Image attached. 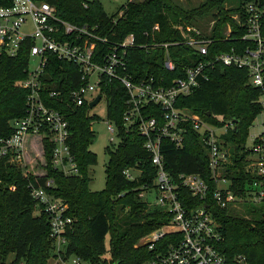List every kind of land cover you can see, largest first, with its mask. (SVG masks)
<instances>
[{"label":"trees","instance_id":"16d2710c","mask_svg":"<svg viewBox=\"0 0 264 264\" xmlns=\"http://www.w3.org/2000/svg\"><path fill=\"white\" fill-rule=\"evenodd\" d=\"M47 1L56 6L62 18L72 23L98 25V33L108 36L111 41H121L126 35L135 33L139 43L148 45L154 41H181L182 34L176 28L178 24L190 23L204 14L212 13L215 22L210 37L213 41L209 54L204 57L186 44H170L168 51L176 67L169 69L164 61V47L151 50L142 47L130 51L128 71L135 81L147 79L150 75L157 80L164 76L166 85L171 84L174 78L184 76L185 68L200 59L214 58L232 48L239 52L248 47L256 48V43L242 39L247 28L232 15L239 14L245 20L247 3L255 1L264 5V0H237L234 7H227L226 3L231 0H204L198 6L186 9L173 0H143L128 1L110 15L100 0ZM10 3L11 0H0V5ZM121 11L123 14L119 16ZM156 23H159L160 29L154 31L152 28ZM228 24L231 27L229 36L226 35ZM261 33L264 38V19ZM29 51V45L25 44L15 57L4 56L2 59L0 138L13 132L12 119L26 115L29 92L16 82L27 77ZM96 51L104 54L108 51V45L98 41ZM208 74V78L201 79L190 94L180 97L178 105L189 108L206 122L219 127L233 122V126L223 135L224 144L230 147L234 159L228 170L232 175L242 176V167L250 152L246 147L250 127L264 110L260 101L264 87L251 83L247 67L226 66L217 62L208 70ZM42 82L46 104L61 110L69 121V143L79 174L65 175L51 165L53 144L47 139L45 156L48 173L44 177H25L21 168L0 157V264H49L50 259L55 257L49 217L33 198L28 186L29 181L45 184L48 178L53 180V186L47 187V190L68 205L67 215L73 218L66 232L68 243L63 258L78 255L88 264H145L156 256L159 247L149 249L139 242L167 221L170 214L163 208L148 204L141 195L154 185L156 168L144 147L146 138L139 134L136 125L128 128L124 125L127 90L116 79L104 77L101 83V91L107 94L108 118L116 123L119 130V144L107 146L106 186L102 190H91L88 168L97 161L96 153L90 149L94 139V117L89 114L90 106L87 103L78 106L69 97L70 91L80 85L78 66L53 55ZM53 89L62 92L52 97L50 92ZM149 111L158 117L162 113L158 106H152ZM184 126L185 139L181 147L168 139L162 142L165 166L175 175L180 172H201L210 183V191L205 199H199L181 188L183 206L188 211L202 205L209 206L223 236L217 243L219 250L228 260L243 254L247 256L248 264H264V218H247L215 203L212 198L215 184L210 178L209 157L201 135L190 120ZM129 167L140 170L134 179H129L124 173ZM234 181V191L242 192L245 180L238 178ZM12 186L15 188L12 189ZM171 236L166 235L158 246H168ZM106 253L110 254V258L102 257ZM11 254L14 257L8 261Z\"/></svg>","mask_w":264,"mask_h":264},{"label":"built area","instance_id":"2783aa9c","mask_svg":"<svg viewBox=\"0 0 264 264\" xmlns=\"http://www.w3.org/2000/svg\"><path fill=\"white\" fill-rule=\"evenodd\" d=\"M245 10V20L239 14L234 15V18L247 28L242 39L256 43V48L248 47L242 52L232 48L214 58L200 59L185 68L184 76L176 77L171 84L166 85L164 76L157 80L154 75H150L147 79L135 81L128 71L130 51L142 47L147 50L164 47L165 65L174 69L176 64L168 51L170 44H186L197 54L203 57L208 55L213 41L210 33L214 21L205 32L193 25L178 24L176 28L182 34L181 41H154L148 45L139 43L135 33L126 35L121 41H111L108 36L98 33V25H80L62 18L56 6L47 0H11L8 5H0V65L4 56L15 57L22 46L28 44L30 47L27 77L16 82L29 92L26 115L11 120L13 132L0 138V157L21 168L25 177H44L48 173L45 156L47 139L53 144L51 165L65 175L79 174L69 143V121L61 110L46 104L42 95V76L47 72L53 55L76 64L80 72V85L70 91L69 97L78 106L85 103L89 105L98 94L107 97L101 91L103 78L116 79L128 92L123 113L124 125L126 128L136 125L139 134L146 138L144 147L156 168L154 185L141 195L148 204L163 208L170 214L167 221L141 238L140 242L149 249L159 247L156 256L145 264H248L247 256L243 254L236 255L230 261L219 250L217 243L223 236L219 231L220 224L209 206L202 205L190 211L183 206L181 188L199 199L207 197L210 183L204 174L180 172L175 175L167 170L162 153L164 139L177 147L183 145L186 131L184 123L190 120L207 150L210 178L215 184L212 193L215 203L247 218H264V131L252 135V145L248 147L250 152L242 167L243 175H232L228 166L234 162L233 154L230 147L224 144L223 135L233 126V122L219 127L206 122L200 114L189 108L178 105L180 97L190 94L201 79L208 78V70L217 62L226 66L247 67L251 83L264 87V38L261 33L264 5L252 1L245 5ZM122 14L123 11L119 16ZM27 25L29 28H26ZM159 29V23L152 28L154 31ZM230 32L229 26L226 35L229 36ZM98 41L108 45L106 53L99 54L96 51ZM61 92L53 89L50 96L56 97ZM260 101L264 105V93ZM152 106L160 107L162 113L159 117L149 111ZM108 120L109 131L118 135L116 123L110 118ZM33 135L39 136L41 152L34 155V163L31 165L26 154L27 144ZM38 166L43 168L41 172L37 170ZM134 170L139 169H125L126 177L134 179ZM238 178L245 180L240 193L232 188L234 180ZM28 186L33 198L42 205L49 217L50 236L56 256H59L62 264H84L85 261L78 255L63 258L68 243L66 232L73 218L67 215L68 205L47 190V187L53 186V180L48 178L45 184L29 181ZM149 193H155L154 200L146 197ZM169 234L172 236L168 246H158Z\"/></svg>","mask_w":264,"mask_h":264},{"label":"rangeland","instance_id":"374dc122","mask_svg":"<svg viewBox=\"0 0 264 264\" xmlns=\"http://www.w3.org/2000/svg\"><path fill=\"white\" fill-rule=\"evenodd\" d=\"M108 14H113L116 11L119 10V8L122 5H126L128 1H143V0H100ZM204 0H173L174 3L177 5H180L186 9L193 8L195 6H198L200 3H202ZM237 0H231L226 3L227 7H234L237 4ZM122 12V11H121ZM120 12V13H121ZM119 13V14H120ZM236 15L233 14L232 16ZM215 22L214 17L212 13H207L199 18H196V20L185 23H180V25H193L198 27L202 31H207L212 22ZM230 25L228 24V27ZM26 28H29V25L26 26ZM89 114L94 117L92 121V130L94 131V139L90 145V149L96 153L97 155V161L95 164L90 165L88 168V177H89V186L91 190H102L106 186V180H107V174H106V166L109 160V153L107 150V146L114 145L116 146L119 144V137L117 133H111L108 129V100L105 94L102 95L101 100L94 106L90 107ZM214 125V124H213ZM224 130V129H219ZM264 131V110L256 117L254 120L252 126L250 127V133L249 137L246 143V147H250L252 145V135L258 134L260 132ZM39 142V136L33 135L32 140L27 144V159L31 165H33L32 159H34V155H37L41 152V147L38 144ZM37 170L41 172L43 168L41 166L37 167ZM134 175L137 176V174L140 173L139 170H134ZM120 195V194H119ZM118 195V196H119ZM155 193H149L146 195V197L149 200H154ZM36 213H39L37 211ZM109 239L110 234L107 235L106 238V245L109 247ZM141 243V242H139ZM55 257L53 256L49 264H62V261L60 260L59 256L55 254ZM14 255H9L7 258L8 261L12 260ZM103 258H110V254L106 253L102 255ZM88 264V263H84Z\"/></svg>","mask_w":264,"mask_h":264},{"label":"water","instance_id":"95a60500","mask_svg":"<svg viewBox=\"0 0 264 264\" xmlns=\"http://www.w3.org/2000/svg\"><path fill=\"white\" fill-rule=\"evenodd\" d=\"M101 97H102V95L98 94L96 96V98L93 101L90 102L89 106L90 107H94L101 100Z\"/></svg>","mask_w":264,"mask_h":264}]
</instances>
